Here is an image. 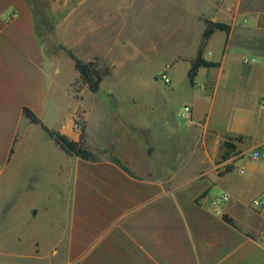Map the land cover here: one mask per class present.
<instances>
[{
  "label": "crops",
  "instance_id": "1",
  "mask_svg": "<svg viewBox=\"0 0 264 264\" xmlns=\"http://www.w3.org/2000/svg\"><path fill=\"white\" fill-rule=\"evenodd\" d=\"M93 1L77 2L68 23L91 19L99 22V28L100 18L89 13ZM201 1L210 2L208 15H199L203 25L208 20L231 31L216 32L208 41L204 59L219 68L199 70L184 104L191 107L192 118L185 124L183 137L200 157L196 170L189 173L188 161L183 166V161L162 166V172L151 166L148 154L138 146L144 141L141 134L148 135L146 127L138 125L133 112L118 102L113 114L102 101L82 108L84 145L96 157L92 161L66 155L40 127L25 119L23 109L28 108L48 129L74 142L80 140L81 133L75 129L77 109L70 112L64 102L56 101L57 68L45 56L31 7L27 0H0V204L10 194L26 190L31 196L42 188L63 189L68 204L61 234L49 247L43 248V239L35 241L31 260L43 264H264V207H252L264 194V109L260 107L264 0ZM81 8L88 14L81 17ZM91 122L99 126L98 131L93 132ZM92 140L96 143L91 148ZM225 141L236 149L223 160ZM257 152L261 158L254 161ZM144 155L148 167L141 174L133 165ZM222 196L228 201L220 203ZM237 209L244 220L231 214ZM28 213L32 220L39 215L35 208ZM223 215L235 227L226 224ZM0 257L12 255L0 251Z\"/></svg>",
  "mask_w": 264,
  "mask_h": 264
},
{
  "label": "rangeland",
  "instance_id": "2",
  "mask_svg": "<svg viewBox=\"0 0 264 264\" xmlns=\"http://www.w3.org/2000/svg\"><path fill=\"white\" fill-rule=\"evenodd\" d=\"M79 1L82 0H27L45 56L49 65H56L57 68L55 80L59 96H55L56 101L64 102L70 112L73 108L77 109L82 122V108L90 109L96 101L104 102L110 114L115 112V102L127 106V110L138 119V125H144L150 135L151 147L146 144L148 135L145 134H141L144 141H139L138 146L148 154L151 166L162 172V166H177L183 161L182 166L189 162L187 172H194L200 157L193 153L194 145L185 141L184 129L188 122L180 121L178 114L190 98L187 75L204 30L199 15H208L210 2L95 0L88 7L92 9L89 12L91 15L100 18L101 26L97 28L99 22L91 19L88 23L85 19L80 23H73L74 19L68 23V15ZM97 8L99 10H95ZM79 11L81 17L88 14L85 8ZM59 44L66 48L70 45L73 49L70 50L84 62L96 60L100 68L110 71V76L101 84L99 94L90 93L82 85L79 70H72L73 63L58 49ZM92 55L96 57L92 58ZM162 74L171 77V86H164L158 80ZM69 86L74 98L68 97ZM91 127L93 132L99 129L92 122ZM92 141L91 148L96 143ZM145 158L146 155L133 165L134 170L141 174L148 167ZM26 173L30 174L28 169ZM25 191L21 195H8L6 202L1 200L0 216L5 220L0 222V251L11 253L12 257H0V264H43L29 257L34 242L39 243V238L43 239L46 242L43 248L53 244L57 234H61L60 225L68 216L63 189H37L31 196ZM59 191L62 197L48 199L49 193ZM31 208L39 213L35 220L28 213ZM231 214L237 220L245 219L238 209ZM16 255L29 259H19Z\"/></svg>",
  "mask_w": 264,
  "mask_h": 264
},
{
  "label": "trees",
  "instance_id": "3",
  "mask_svg": "<svg viewBox=\"0 0 264 264\" xmlns=\"http://www.w3.org/2000/svg\"><path fill=\"white\" fill-rule=\"evenodd\" d=\"M204 25L205 30L202 34V39L199 49L197 51L196 58L191 61L190 70L187 75L189 83L192 87L195 86V80L200 69L219 68V64L210 63L204 59V52L208 41L216 32L229 34L231 31V28L225 24L214 23L208 20L204 21ZM58 49L62 51L72 61L76 70H79L80 67L84 68V75H81L82 85L86 87L90 93L94 95L98 94L101 90V84L103 83L104 79L110 76V71L108 69L100 68L96 60L94 62L88 63L80 60L70 49L64 47L61 44L58 45ZM23 116L32 125L40 127L66 155L75 156L84 161H92L96 159V157L85 148V124L84 122H82V118L79 115H77V119H79L82 123L79 142H74L66 136H63L58 132L48 129L46 126L43 125L40 119L28 108L23 109ZM223 147L225 153L222 156V159L226 160L231 157V155H233L236 148L229 141H225ZM122 168L128 172L125 167L122 166ZM223 221L226 224L235 227L233 221L228 216L223 215Z\"/></svg>",
  "mask_w": 264,
  "mask_h": 264
},
{
  "label": "built area",
  "instance_id": "4",
  "mask_svg": "<svg viewBox=\"0 0 264 264\" xmlns=\"http://www.w3.org/2000/svg\"><path fill=\"white\" fill-rule=\"evenodd\" d=\"M244 63H249V61H244ZM158 80L164 85V86H171L172 85V80L171 78L166 75V74H162L160 77H158ZM201 90H204V86H200L199 87ZM260 107L262 109H264V100H261L260 101ZM192 118V110H191V107L189 106H184L182 108V110L180 111V113L178 114V119L180 121H185V122H189ZM77 122V123H76ZM75 129L77 131H80L81 132V129H82V123L79 119H76L75 121ZM261 158L260 154L257 152L255 153L253 156H252V159L254 161H257ZM228 201V198L225 197V196H222L221 198H219V202L220 203H224V202H227ZM252 207L255 209V210H259L261 208L264 207V194L260 197H258L252 204Z\"/></svg>",
  "mask_w": 264,
  "mask_h": 264
},
{
  "label": "water",
  "instance_id": "5",
  "mask_svg": "<svg viewBox=\"0 0 264 264\" xmlns=\"http://www.w3.org/2000/svg\"><path fill=\"white\" fill-rule=\"evenodd\" d=\"M79 72H80L81 75H84V68L83 67H80L79 68Z\"/></svg>",
  "mask_w": 264,
  "mask_h": 264
}]
</instances>
